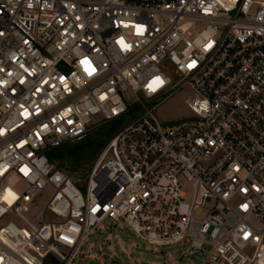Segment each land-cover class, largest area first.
Wrapping results in <instances>:
<instances>
[{"label": "built area", "instance_id": "2783aa9c", "mask_svg": "<svg viewBox=\"0 0 264 264\" xmlns=\"http://www.w3.org/2000/svg\"><path fill=\"white\" fill-rule=\"evenodd\" d=\"M183 90L190 116L162 122ZM115 119L83 193L48 153ZM105 221L261 264L264 0H0V264H78Z\"/></svg>", "mask_w": 264, "mask_h": 264}, {"label": "rangeland", "instance_id": "374dc122", "mask_svg": "<svg viewBox=\"0 0 264 264\" xmlns=\"http://www.w3.org/2000/svg\"><path fill=\"white\" fill-rule=\"evenodd\" d=\"M189 94L190 92L188 90L177 93L163 104L155 114L162 122H172L189 117L190 111L185 103ZM99 119L100 118L97 117L94 121ZM125 120L126 119L123 120L124 124H126ZM60 170L73 179L82 192L85 193L87 180L84 179L83 176L87 174L86 171H72L69 165H66L65 168H61ZM6 188L9 194V204L13 203L27 189L23 184ZM52 194L53 189L47 187L33 205L32 211L28 215V220L34 225L38 226L41 224L46 205ZM47 218L49 220H55V217L51 214H48ZM188 245V243H185L183 246L175 245L171 247L155 248L139 239L130 229L105 221L95 232V235L88 238L81 246L77 257V263L202 264L207 256L206 253L197 252L190 254L187 251ZM206 249H209V246H206ZM261 264H264V257L261 259Z\"/></svg>", "mask_w": 264, "mask_h": 264}, {"label": "trees", "instance_id": "16d2710c", "mask_svg": "<svg viewBox=\"0 0 264 264\" xmlns=\"http://www.w3.org/2000/svg\"><path fill=\"white\" fill-rule=\"evenodd\" d=\"M122 124L123 119L106 122L89 132L82 140L52 149L48 153L50 163L58 169L69 165L72 171L84 170L87 174L83 178L88 180L101 152L118 133ZM45 264L60 263L53 256H48L45 259Z\"/></svg>", "mask_w": 264, "mask_h": 264}]
</instances>
